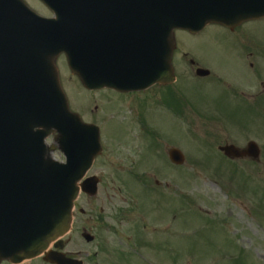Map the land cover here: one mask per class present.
Returning <instances> with one entry per match:
<instances>
[{"label":"water","instance_id":"1","mask_svg":"<svg viewBox=\"0 0 264 264\" xmlns=\"http://www.w3.org/2000/svg\"><path fill=\"white\" fill-rule=\"evenodd\" d=\"M8 1L11 5L0 10V168L12 173L0 197V261L19 262L26 254L39 255L69 230L76 183L100 149L98 133L87 131L69 111L54 64L57 55L65 52L73 73L91 89L167 82L174 29L195 30L210 21L232 25L244 11L262 16L264 0H43L57 14L52 22L34 17L17 0ZM235 5L241 14L231 18ZM112 10L134 13L127 18L126 37L116 38L115 47L130 35L123 46L128 50L131 37L139 44L140 35L145 51L137 46L123 56H110L107 50L114 43L109 37L106 51L98 55L96 21L114 18L108 14ZM39 126L44 131L34 135ZM54 130L68 165L46 157L41 165L37 154L30 163L29 147L19 136L30 134L35 147L43 149V139ZM249 152L258 154L254 147Z\"/></svg>","mask_w":264,"mask_h":264},{"label":"rangeland","instance_id":"2","mask_svg":"<svg viewBox=\"0 0 264 264\" xmlns=\"http://www.w3.org/2000/svg\"><path fill=\"white\" fill-rule=\"evenodd\" d=\"M27 2L35 9L44 13V10L36 2L32 3V0H27ZM255 26L256 27L249 31V34L251 38L257 40L259 49H261L257 61L259 63H264V20L258 21ZM210 28H212V26H210ZM206 33H208V31L203 35H199L200 37L181 34L180 40L192 48L191 51L196 52L198 55L196 58L201 63L212 66L213 72L217 73L221 78H226L232 82H238L239 80L245 82L247 79H250L251 74L243 69L242 65L244 62H242V60L246 59L247 54L253 53L254 50L250 49L243 53L245 56L242 58L240 51H238L240 42L232 33H227L221 28L211 29L208 34ZM60 62L64 64L63 70L61 69V74L63 81H65L67 91L80 99H73V110L80 109L78 110L80 113L81 111L84 113L87 111L92 112L94 105L85 108V106L91 104V102L85 98H89L88 95H92L88 93V95L83 94V97H79L82 91L77 86V80H74V78L72 79L64 58L60 59L59 65ZM258 75L264 77V66L260 68ZM199 93V87L189 88L190 95L198 96ZM104 96H107V100L112 101L109 104V108L113 109L114 112L120 113L125 111V108H119L122 107L121 97H116V95L110 92L104 93ZM82 108L84 109L82 110ZM146 113L148 117L152 118L157 128H161L162 131L177 137L178 140L181 141V144L186 143L189 145L187 153H185L187 162L184 168L180 171L178 169L174 171L172 175L170 174L172 177L164 174L162 176V185L165 187V185L171 183L170 181L172 180V184H169L167 187L177 191L179 189L173 185H178V181L181 180V186L184 187L187 181L189 184L188 193L190 196L196 198V203L200 205L197 209L202 211L203 214H206L208 219L218 221L217 225L221 226L217 227L208 224V227H205L200 225V222L203 220L201 216L203 215H201L197 209L189 210L186 208V214L180 217L179 220H175V223L174 220L171 223L169 220L165 221L163 218V223L158 224L157 227L160 229L162 224L164 226L168 223L172 225L174 223V240L180 241L178 247V264H264V227L261 223L256 220L253 221L247 216L250 214V209L247 207L249 204L255 207L256 210H258L259 206L262 207V213L264 215V161L261 160L258 163H237L236 166L239 168L238 171H229L228 168H230L232 164H225L222 159L204 158L202 162L201 156L203 152L200 153L198 142L191 139L185 132L184 135L179 128L180 125H178V127L176 125L173 126L169 122L170 117H168L166 111L160 112L159 117L156 113ZM259 113L261 115L260 120L264 121V112L259 111ZM96 116L95 114L88 113L87 118H89V120L92 118L96 120L98 124H103V121H99V116ZM140 116L141 115H139V117ZM120 117H122L121 120L116 119L112 122H108L109 125L113 123L118 125L115 134L119 136L122 135L124 128L121 122L118 121H128L132 118V114L131 112H127ZM143 121L147 122L148 120L144 117ZM263 121H261V123H263ZM234 131L235 128H231L230 135ZM255 133L258 139L264 140V134H261L259 131H255ZM183 136H186L187 139ZM219 136H222V133H220ZM242 137L243 139H240V142L246 139L244 135ZM262 143L261 144L264 146V142ZM206 151L214 153L213 149ZM55 157L60 159L59 153H56ZM161 164L164 165V162L162 161ZM234 196H238L242 202L235 200ZM187 199L190 198L184 196L183 200ZM244 199H247L249 203H246L247 206L243 203ZM186 203L189 204L188 200ZM213 221L210 222L212 223ZM261 221L264 222V218ZM193 224L196 225L194 226ZM183 227L189 228L184 231L182 230ZM232 231L235 234H233ZM255 231L257 234H254ZM165 233L171 234V230ZM224 234H226V237ZM232 234L236 237L234 238L235 242L230 236ZM166 238L170 240V237ZM238 246H240L239 249ZM235 248L243 252H239ZM153 255L148 254L146 258H148V260H153L155 264H159ZM160 258L162 261H166L167 259L166 255ZM132 262H134V264H146L135 258Z\"/></svg>","mask_w":264,"mask_h":264},{"label":"flooded vegetation","instance_id":"3","mask_svg":"<svg viewBox=\"0 0 264 264\" xmlns=\"http://www.w3.org/2000/svg\"><path fill=\"white\" fill-rule=\"evenodd\" d=\"M238 51L241 53L243 58L245 55L243 53L247 52L250 49H253L254 52L247 54V58L243 59L242 65L243 69L251 74V78L247 79L248 90H244L243 86L240 89H232L230 85H227V91H225L226 96L217 97L214 103H218L222 100L225 102L230 99L231 104L236 105V109L240 113L246 114H256L260 110V92L258 89V63L256 60V55L258 48L256 46H249L245 43H240L238 46ZM192 48L186 51L180 45H177L174 57V65L176 71L177 80L175 84L171 86H156L148 91L141 92V99H137L139 93H128L123 96L126 97L129 105L132 104H142L144 107H147L150 103H153L156 107L162 110H166L171 113L174 117L178 116L181 112H190L195 108L196 98L193 95L189 94L190 82L197 80L196 83L201 82H212L218 83L223 79L213 72L212 66H207L201 63L196 56V52L191 51ZM196 59V61L194 60ZM195 62V64H194ZM206 69L210 71V76L201 78L197 77L198 69ZM150 96V97H148ZM235 100V103L234 101ZM209 101V99H207ZM139 126L136 127L139 130L148 129L147 123H134ZM126 145H130L129 151L131 153H136L135 165H131L128 172L125 168H122L120 171L126 173L127 176L131 179L128 181V184L124 189L128 191L130 195H135L139 200V205L133 203L130 198H124L121 196H105L101 201L99 198L93 200L87 197L80 199L77 203L76 210L78 216L75 219V227L80 228V235L82 231L87 230L88 232L94 234L96 251L94 252V258L91 261V264H130L131 255H132V237H139L140 227L139 220H141L142 215L145 211L150 212L152 215L157 217L158 209L156 206H147L142 202L143 187L145 183V173L147 170H152V167L143 165L142 159L144 155L151 151L158 152L159 148L156 146L155 138H141L136 137L134 139L124 138ZM147 141H149V149L147 148ZM134 145V146H133ZM105 153V149L104 152ZM104 155V154H103ZM95 167V166H94ZM97 167V166H96ZM125 169V171H123ZM99 175V174H98ZM103 181V178H102ZM107 185L102 184L101 188H107ZM111 189L115 193L119 194L121 189L116 188L112 185ZM145 189H149L147 185ZM138 190V191H137ZM106 194V193H105ZM81 208H85V213H81ZM89 213L91 216H86L85 214ZM154 216V219H155ZM156 220V219H155ZM77 230V231H78ZM78 235L72 234L64 239L63 243V252L64 255L72 260H81L89 261L90 256L83 255L80 246L82 245V239L73 236ZM82 241V242H81ZM79 249V250H78ZM54 246L51 247L50 251H55ZM59 251V250H58ZM138 250L136 249L135 252ZM3 264H9L5 262ZM29 264H48L44 262L43 258H38L29 262Z\"/></svg>","mask_w":264,"mask_h":264}]
</instances>
